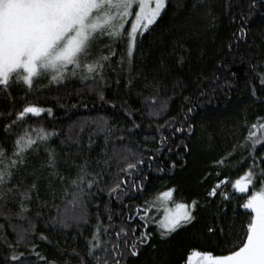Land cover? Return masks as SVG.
<instances>
[{
  "label": "snow or ice",
  "instance_id": "6c2138e0",
  "mask_svg": "<svg viewBox=\"0 0 264 264\" xmlns=\"http://www.w3.org/2000/svg\"><path fill=\"white\" fill-rule=\"evenodd\" d=\"M168 0H0V98L8 97L13 101L11 106L0 111V218L8 221L14 235V240L8 238L7 231L0 224V247L7 251L0 258V264H29L33 257L37 264H58L49 260L38 249L37 226L29 217L31 205L36 203L41 210H48L53 224L68 228L72 224L88 223V207L90 203L99 209V203L94 197L106 193L109 200L122 203L123 197L129 192H142L145 189L144 167L151 168L157 158L148 154L147 148L133 147L130 136L134 129L140 127L133 123L131 129H116L110 126L109 120L99 116L91 121H82L79 131L84 132L90 125L94 133L104 135V150L94 161L82 153L79 133L75 139L68 135L61 140V145L67 151L58 152L51 146L50 141L58 136L56 130H48L38 122L30 123L32 118L43 115L52 116L53 110L39 103L28 102L29 96L38 94L43 89L48 91L66 88L68 82L79 80L87 82L89 92L98 95L101 102L105 101L104 88L109 86V72L120 73L127 64L128 75L125 77L126 88L131 89L136 77L131 75L134 52L138 37H143L160 17L162 10L167 7ZM240 7L239 4L235 5ZM233 7L228 0L227 8ZM193 10L202 9L204 17L209 22L215 21L210 0H193ZM247 11L233 15L242 23L233 33L236 43L246 40L247 23L249 18L260 8H264V0H246ZM130 25V28L128 27ZM126 45V54H118V45ZM229 50L232 44L228 45ZM118 57V58H117ZM113 58H117L115 64ZM261 65H251L255 78L264 88V71H258ZM120 79L115 80L116 85ZM24 89L22 100L26 101L19 109L15 107V97L12 89ZM145 87H152L155 95L150 97L149 115L159 116L165 105L157 107L159 82H146ZM78 95L80 93H77ZM204 93L202 92L201 95ZM252 96L256 97V86L252 85ZM148 99V98H146ZM185 100H189L185 97ZM86 107V105H84ZM75 107V105H74ZM111 107L115 108L113 103ZM193 109L187 108V113ZM132 117L134 114L125 111ZM175 120L165 121L157 128L159 132L167 126L173 133H184L185 127H175ZM247 134L242 142L233 144L232 151L216 161L217 165H225L232 161L238 149L240 160L245 164L242 175L234 181L228 176L218 179L207 192L208 197L221 196L226 201L234 197L222 186L231 183L237 193L246 194L249 188L251 194L241 197L244 212H236L243 220H233L227 232L221 227V236L232 235L224 245L217 244L221 254L213 251L193 249L187 256L185 264H264V151L258 146H264V116H257L255 122L247 124ZM73 126H70L71 133ZM193 126H187L190 134ZM168 137L161 135L160 144L163 146ZM111 141V152L108 145ZM76 150H72V145ZM92 138L89 136V149ZM183 147L188 151L189 146L181 142L177 148ZM171 152L172 148L169 147ZM247 153L245 155L244 153ZM44 154V159L38 165L32 161ZM79 160V163H77ZM61 162L65 169L61 170ZM175 167V161L172 162ZM163 171V168H159ZM75 172V175L72 172ZM220 173L217 172V176ZM46 191L41 198V186ZM95 190V191H93ZM175 189L159 193V198H170ZM71 197L70 200L67 197ZM71 205L76 211L69 213ZM156 201L146 200L143 205H137L135 213H129L127 218L121 213L119 224L114 220L115 213L106 204L107 223L96 214V224L90 238H87L86 253H75L80 264H126L127 257L139 255L140 248L148 244L151 233L147 231L151 209ZM127 207V205H123ZM199 201L192 199L190 203H177L176 211L165 210L164 217L157 223L162 229L161 237H167L178 229L191 224L196 219ZM54 214H51L53 213ZM37 211L36 216L44 215ZM28 222V227L12 223L13 219ZM137 220L140 222L137 223ZM142 225V229H141ZM138 229L139 233H138ZM209 228V233H215ZM48 236L39 233V240L48 241ZM23 249V250H21Z\"/></svg>",
  "mask_w": 264,
  "mask_h": 264
},
{
  "label": "trees",
  "instance_id": "16d2710c",
  "mask_svg": "<svg viewBox=\"0 0 264 264\" xmlns=\"http://www.w3.org/2000/svg\"><path fill=\"white\" fill-rule=\"evenodd\" d=\"M210 2L216 17L211 23L204 17L202 9L193 10V0H168L167 7L156 23L143 37L137 39L131 71L136 79L131 89L125 86V77L128 75L125 63L123 72H109L111 78L109 86L104 88V102L99 100L98 95L88 91L87 82L81 83L79 80L68 82L66 88L52 91L43 89L29 96L28 102L52 108V116L45 114L29 122H38L48 130L54 129L59 133L50 141L58 152L67 151L61 145V140L68 135L75 139L79 133L82 153L93 161L100 157L104 150V135L92 131L95 125H90L84 132L79 131L78 125L82 121L103 116L116 129L127 130L133 128V123L139 124L140 127L134 129L130 136L126 134V139L131 140L133 147L147 148L148 154L157 157L151 168L147 167V163L144 167L143 172L147 176L144 191L129 192L123 197L122 203L109 200L106 193L97 195L94 201L99 203V209L94 203L89 204L87 224L81 222L68 228L54 225L48 210H41L36 203L32 204L28 215L37 226L38 249L49 260H55L58 264H80L73 253H86L87 238H90L96 224L97 212L107 223L106 204L115 213L114 220L119 224L121 213L126 219L129 213H135L137 205H143L146 200L156 201L147 229L152 234L151 239L148 244L141 246L138 256L127 257L126 264H185L193 249L221 254V249L216 245L222 248L226 239L233 238L234 234L221 236L219 229L223 227L227 232L233 220L244 219L243 216L235 215L236 212L245 211L237 208V204H242L241 197L246 198L252 189L241 194L233 190L231 183L222 186V191L234 197L230 202L219 195L208 197L207 192L218 179L228 176L230 181H234L243 174L247 162L237 163L240 160L239 152L242 151L240 149L234 153V159L229 157L231 163L217 165L216 161L232 151L233 144L243 141L247 134L245 118L250 125L257 116H264V88L259 85L251 68V65L259 64L261 67L257 70L264 71V8L258 9L249 18L246 40L236 43L233 33L242 22L238 19L234 22L232 16L247 11L246 0H232L233 7L230 10L227 8L228 0ZM236 4L240 7H236ZM229 44H232L231 50ZM118 54H126L125 44L118 45ZM117 58H113L114 64ZM117 77L121 81L118 86L115 83ZM146 82H159L156 104L157 107L165 105L159 116L149 115L148 105L155 90L145 87ZM253 84L256 86V97L252 96ZM12 95L16 98L15 107L19 109L26 102L21 99L24 89L14 87ZM185 97L189 100H185ZM12 103L8 97L0 98V111L7 110ZM113 103L115 108L111 107ZM189 107L193 111L187 113V120H184ZM125 111L134 115L129 117ZM172 120L176 122L175 127L183 123L185 132L173 133L167 126L157 131L158 126ZM189 124L193 126L190 134L187 132ZM70 126H73L71 133ZM90 135L92 144L89 149ZM161 135L168 137L163 146L159 142ZM0 137H3L2 132ZM182 141L189 146L188 151L183 147L177 148ZM169 147L172 148L171 152L168 151ZM258 149L264 151V146H258ZM72 150H76L75 144ZM108 151L111 152V141ZM244 154L247 155L246 152ZM43 159L42 153L32 163L38 165ZM60 167L61 170L65 169L63 162ZM159 168H163V171H159ZM72 174L75 175V172ZM170 188L175 189L173 196L168 198L171 206L190 203L192 199H197L200 206L191 224L167 237H161L162 229L157 222L162 218L164 200L158 199V195ZM45 191L42 185L41 198ZM68 210L69 213L76 211L71 205ZM37 211H44L45 214L37 217ZM12 223L28 227L26 220L14 218ZM137 223L140 222L137 220ZM0 224L7 231L8 238L14 240L8 221L0 218ZM209 228L215 229V233H209ZM40 232L48 236V241L39 240ZM6 251L0 247V258ZM29 264H37V261L30 257Z\"/></svg>",
  "mask_w": 264,
  "mask_h": 264
},
{
  "label": "rangeland",
  "instance_id": "374dc122",
  "mask_svg": "<svg viewBox=\"0 0 264 264\" xmlns=\"http://www.w3.org/2000/svg\"><path fill=\"white\" fill-rule=\"evenodd\" d=\"M162 12H163V10H162ZM161 12V13H162ZM171 198V197H170ZM169 198V199H170ZM169 199L168 198H162L161 200H164L163 201V207H164V209H163V214H162V218L164 217V215H165V210L166 209H168L170 212H174V211H176V209H175V207L174 206H171L170 204H169ZM161 218V219H162ZM160 219V220H161ZM196 261H197V258L196 257H194L193 258V264H196Z\"/></svg>",
  "mask_w": 264,
  "mask_h": 264
}]
</instances>
